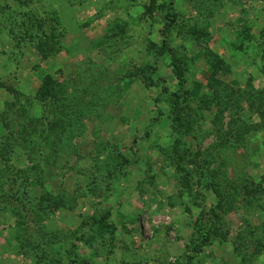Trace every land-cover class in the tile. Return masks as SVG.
<instances>
[{
	"label": "rangeland",
	"instance_id": "rangeland-1",
	"mask_svg": "<svg viewBox=\"0 0 264 264\" xmlns=\"http://www.w3.org/2000/svg\"><path fill=\"white\" fill-rule=\"evenodd\" d=\"M262 90L264 0H0V264H264Z\"/></svg>",
	"mask_w": 264,
	"mask_h": 264
},
{
	"label": "trees",
	"instance_id": "trees-1",
	"mask_svg": "<svg viewBox=\"0 0 264 264\" xmlns=\"http://www.w3.org/2000/svg\"><path fill=\"white\" fill-rule=\"evenodd\" d=\"M177 18V14L173 12H171V15L168 13V19L167 21L170 23L174 22V19ZM171 24L168 23V26H170ZM168 28V27H167ZM169 29V28H168ZM166 36L168 37V33H166ZM156 45V44H154ZM169 45V41L168 39H165L164 41V47H162L160 50H165L166 48H168ZM155 47V46H154ZM157 48V45L156 47ZM173 64L174 67L176 69V72L178 74V78L181 81V84L185 83V71L183 69V67H181L179 64V59L175 56H173ZM222 62L217 63L215 65L216 68L220 69L223 68L221 65ZM152 73L156 72L157 69L156 68H152ZM218 71V70H216ZM149 80H152V77H148ZM161 81L163 84V88L166 92H169V88L165 85L167 83V78L165 77H161ZM155 83V82H154ZM63 88L47 79L44 80L41 88L39 89L38 95H37V100L39 101V104H41L42 106V114L41 117H38L36 119L37 123L34 124V126H30L32 129L31 132H33L34 134H38L40 136V138L45 142L48 143L51 141V134L54 131V127L56 126H64V123L60 120H57L54 118L55 115V109L53 108V103L55 104V106H59L60 102L62 101V94H63ZM253 94H257L256 90H251L250 91ZM259 93V92H258ZM262 94L264 93V90H262L261 92ZM174 96H176L177 98L179 97L177 94H175ZM36 100V99H35ZM259 114H261V116H264V110L262 107H257ZM174 113H175V120L177 121H183L185 122L186 126H190L191 122H188V119L191 117H187L186 119H184L183 117H179V111H178V102L176 101L174 103ZM183 124V123H181ZM74 126H80L83 127L84 123L82 120L77 119L75 121V123L73 124ZM5 127L7 129H9L11 131V136L13 137L14 141H17V137L16 134L14 133V131H12V127L11 124H9L8 122H5ZM22 137L25 138V142L26 144H30L34 141V137L33 135H27L26 133L22 134ZM71 138V137H70ZM63 138L61 137L60 140H58V142H63ZM57 142V144H58ZM29 148H34V147H30ZM46 154V153H45ZM48 158V156H47ZM10 160H8L7 162H9ZM128 162V161H125ZM16 169V167H14ZM16 171V176L18 175V178L23 180L25 179V171L23 170H19ZM210 188L213 189V191L217 194V196L219 197V201L223 204V196L222 194L219 193V189L217 187V185L214 184H210L209 185ZM1 190V188H0ZM48 196H43L42 197V205H44L46 203V199ZM49 198V197H48ZM41 207V205H40ZM218 217V215H217ZM110 226L111 228H116L114 226L113 223L110 222V219L108 218V215H104L103 217H101L99 219V221L95 222L94 225L92 226L91 231H93V233L95 234V232H99L96 229H100L101 231L107 227ZM96 236V235H95ZM92 239H94V236H92ZM91 240V239H90ZM262 246H264L262 243H260ZM77 250V245H72L71 248L68 251V254L71 257V260L69 261L70 264H79L80 262V257L78 255V253L76 252Z\"/></svg>",
	"mask_w": 264,
	"mask_h": 264
}]
</instances>
